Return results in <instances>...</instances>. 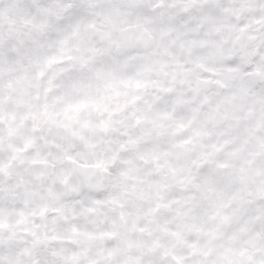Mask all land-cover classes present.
<instances>
[{"label":"snow or ice","instance_id":"1","mask_svg":"<svg viewBox=\"0 0 264 264\" xmlns=\"http://www.w3.org/2000/svg\"><path fill=\"white\" fill-rule=\"evenodd\" d=\"M0 264H264V0H0Z\"/></svg>","mask_w":264,"mask_h":264}]
</instances>
